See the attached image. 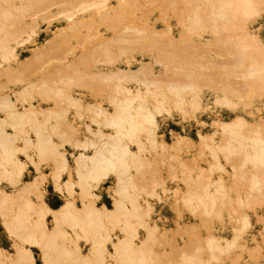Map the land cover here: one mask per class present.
I'll return each instance as SVG.
<instances>
[{
	"label": "bare ground",
	"instance_id": "6f19581e",
	"mask_svg": "<svg viewBox=\"0 0 264 264\" xmlns=\"http://www.w3.org/2000/svg\"><path fill=\"white\" fill-rule=\"evenodd\" d=\"M14 1L0 0V67L9 77L7 81L25 82L19 88L10 87L9 92L0 93V110L5 113L4 117L0 116V218L4 229L14 238L13 252L0 247V264H36L35 245L41 250L42 264H201L202 258L197 251L182 252L174 262L173 253H159L152 248V243L170 231H159L170 223L162 215L169 203L170 190L164 183L155 192L157 178L139 183L131 169L141 173L145 166H150V161L142 156L146 145L152 149H180L192 144L188 136L173 130H170L172 141L166 142L161 125L173 109L183 116L209 109L208 101L202 104L200 83L218 90L214 102L230 109L236 108L239 102L247 104L257 90L264 89V40L249 26V21L260 13V0H143L159 6L165 3L177 10L180 31L175 36L169 23L158 30L157 20L147 18L144 36L130 39L125 34L131 28L121 25L131 18L140 0H35L42 8L26 22L19 21ZM19 1L22 8L27 6L25 2H34ZM38 19L46 21V25L40 27ZM55 22L65 25L53 29L51 26ZM107 30L112 31L114 38H105L106 43H130V47L122 48L119 53L125 52L124 49L131 51L133 46L148 50L151 52L149 62L161 63L171 73L149 79L144 73L148 62L131 68L133 62L138 61L134 56L131 60L130 56L119 58L113 54L108 57V63H119L103 67L93 65V45ZM131 30L140 32L137 28ZM206 30L211 36L204 39L202 33ZM42 33L52 36L39 44L36 38ZM72 39L82 46L77 53L72 49ZM87 40L91 44L88 48L84 45ZM26 42L32 43L31 56L21 60L19 52L27 49ZM213 45L225 50L234 46L232 61L223 64L225 73H214L212 67L216 63L213 60L195 56ZM62 50L63 56L57 58L61 66L42 70L37 79L21 80L14 63H39L44 55ZM196 67L198 72L194 70ZM225 75L236 78L234 87L225 81ZM133 80L138 83L134 87L130 86ZM102 93L109 106L97 98ZM186 94L190 96L186 98ZM34 95L52 100L53 105L44 107L39 100L35 103ZM148 95L154 99L151 107ZM71 108L74 112L68 117L65 114ZM52 118L54 123L49 126ZM81 125H85L97 140L76 138L78 129L82 130ZM211 125L209 132H196L199 142L211 148L219 168L218 152L227 161L235 158L237 163L232 164L229 171L234 185L239 187L244 181L249 192L257 194L251 197L264 203V120L251 121L235 114L228 118L217 116ZM27 126L34 138L28 135ZM6 127L12 131H7ZM50 132L61 142L54 141ZM19 137L23 140L22 146L15 145ZM67 146L71 147L67 149ZM18 154H23L36 171L40 170V161H50L53 185L78 194V198L65 197L62 192L61 203L60 198L49 196L47 189L40 187L41 173L20 184L26 163ZM247 165H251L250 171H246ZM111 176L116 180L118 197L112 207L103 203L97 205V200L102 201L99 190ZM197 177V180H191V176L187 178L192 183L183 201L207 215L218 206H224V184L203 181L205 173L201 170ZM3 181H8L12 189H7ZM16 184L19 186L15 187ZM149 188L151 197L142 203L140 194L147 193ZM33 192L37 201L29 196ZM248 198L238 197L237 203L251 205L253 201ZM56 201L58 207L53 210ZM228 203L231 205V201ZM230 210L233 212L234 206L231 205ZM49 215L53 227L46 222ZM241 220L242 226L235 229L231 239L225 240L224 246L219 244L218 238H207L211 259H219L216 250H228L237 244L250 225L246 215ZM258 220L262 222L261 235L264 237V215ZM137 224L147 231L139 243L134 241ZM64 226L75 232L70 233ZM115 227L124 235L111 236L110 230ZM81 238L89 243L85 252ZM251 240L255 241L251 253L262 257L257 239L251 237ZM108 241L113 251L112 248L107 250Z\"/></svg>",
	"mask_w": 264,
	"mask_h": 264
},
{
	"label": "rangeland",
	"instance_id": "374dc122",
	"mask_svg": "<svg viewBox=\"0 0 264 264\" xmlns=\"http://www.w3.org/2000/svg\"><path fill=\"white\" fill-rule=\"evenodd\" d=\"M19 0H15L14 3L17 4L18 7V18L19 21L23 22L29 21L30 16L39 11L42 8V4H38L34 0V2L27 1L25 2L27 6L20 7ZM112 2H114L112 0ZM140 6L136 7L132 11V16L130 19H127L122 22L121 26L129 25L131 29H139L140 32H136L133 30H129L127 37H141L144 36L146 33V25L145 19L147 18H154L157 20L156 27L158 30H162L167 23L170 24L171 30L175 36L178 35L180 31V26L178 25V16L177 10H174L166 5L162 4L161 6L155 5L156 3H146L143 0H140ZM20 7V8H19ZM260 13L254 17V19L249 21V26L251 30L257 33L262 40H264V0L259 1ZM21 10V12H20ZM39 26L44 27L46 25V21L38 19ZM65 25L63 22H55L51 28H55L56 26ZM20 27V26H19ZM13 28H16L13 26ZM105 36L102 37L101 40H96L93 47L95 48L93 52V65L95 66H109L111 63H108V57L110 55L118 56L119 58H124L127 56L135 57L138 61H134L131 65V68L136 69L138 68L141 63L147 64L145 68V75L147 78H158L161 77L164 73L170 74L171 72L165 70L161 63L157 62H149L151 59V52L148 50H143L142 48L133 46L131 51L124 49L125 52L119 53L122 48L130 47V43H121V42H113V43H106L105 38L113 40V33L111 30H107ZM204 39L210 38L209 31H203ZM24 35V34H23ZM230 35L232 33L230 32ZM52 35L51 33H42L37 36V42L39 44L44 43L48 38ZM113 37V38H112ZM97 42H100L96 45ZM11 43H14L12 41ZM72 49L77 53L79 49H82V46L79 43H76L74 39L71 41ZM85 47L88 48L91 44L89 40L84 43ZM96 45V46H95ZM25 49L23 52H19L20 59H24L27 56H31L30 48H32V43L26 42ZM79 48V49H78ZM106 48V50H105ZM233 51L234 46L231 49L225 50L220 46H207L204 48L199 55H195L200 58L204 59H211L216 63L214 67H212L213 72H221L225 73L226 70L223 68V64H228L233 59ZM63 50L58 53H49L44 55L43 60L39 63H31L25 62L23 64H16V68H18V72H20L21 80L30 79L34 80L41 77V71L44 70H52L53 67L61 66L62 64L58 62L57 58L63 56ZM60 54V55H59ZM29 58V57H28ZM134 59V60H135ZM119 63L116 61L114 64ZM112 64V65H114ZM111 65V66H112ZM199 68H194L195 71H199ZM47 71V72H48ZM142 77L141 75H139ZM9 77L5 76L4 68L0 67V93L3 91L9 92L11 88H19L21 84L20 81H15L14 79L7 81ZM225 81L230 83V87H234V81L236 78L231 76L225 75ZM138 83L136 81H130V86H135ZM201 85V98L202 104L204 101H208V107L205 111L199 110L195 113V115H185L183 116L182 113L178 110L173 109L171 111V115L168 118L163 120L161 125V132L164 134V139L166 142L170 143L172 141L170 130L178 132L180 134L188 136L191 139L192 144L189 146H183L180 149L175 148H156L152 149L149 145H146L142 151V156L147 158L150 161V166H145L141 173H137L134 168L131 171L134 173L135 179L139 183H147L150 178L154 177L157 178L158 185L155 186V192L160 189L165 184H167L168 189L170 190L169 193L171 195L168 196L169 203L164 208L163 216L166 217V220L170 223L162 227L160 229V233L164 230H170L165 235L159 237V239L152 243V248L161 253V252H170L173 253L174 257L173 261H178L179 256L182 252L190 254L194 251H197V254L202 258L201 264H264V237L261 235L262 232V222L258 220V217L264 215V203L255 200L251 197L256 196L255 192H249L247 186L244 181H242V185L236 187L234 185V181L231 177L229 171L232 169V164H236L237 160L232 158L230 161H227L222 153L218 152V161L221 164V168L216 166V161L213 156L212 150L210 147L206 146L199 142L197 137V131L200 132H209L212 129L211 122L213 119L218 117L221 118H228L229 116L235 114L244 115L249 120L260 119L264 120V89L257 90L254 95H252L248 100L247 104L243 102H239L234 109L227 108L226 106L215 103L214 96L218 94V90H215L212 85L200 83ZM78 90V87H74ZM144 88V87H142ZM35 103L39 100L41 105L44 107H49L53 105V101L50 99H42L37 95H34ZM190 94H186L185 97L188 98ZM159 97V96H158ZM230 97L234 100H237V97L234 95H230ZM97 98L102 99L105 105H108V100L106 99L105 94L99 95ZM149 103L148 105L151 107L154 99L148 95L147 97ZM20 107V105H18ZM109 106V105H108ZM62 107H66V105H62ZM187 108V106H186ZM71 112L74 110L68 109L66 112V116L70 117ZM218 114V115H216ZM166 115V114H165ZM0 116L4 117L5 113L0 110ZM160 120V116H158ZM88 123L90 119H86ZM198 120V121H196ZM54 123V119H50L48 125ZM82 130L78 129L77 133L75 134L76 138L78 139H85V137L94 138L92 134L86 129L85 125H81ZM7 131L11 132L12 129L10 127H6ZM26 129L28 130V135L34 138V133L30 130L27 126ZM52 138L56 142H61V139L55 135L54 133L50 132ZM144 140V137L142 136ZM15 145L22 146L23 140L22 138H17L15 141ZM69 149L71 146H67ZM135 147V146H131ZM90 152L91 149H88ZM28 152L32 153V150L29 149ZM18 157L22 159L25 163V169L21 177V183L24 181L31 180L34 176L39 173L42 174V181L40 183V187L47 189V194L49 196L54 195V197H58L59 202H63V193L65 192L66 196H75L78 198V194L70 193V190L67 189H57L53 185V175L52 171L53 168L51 166L50 161L43 160L38 163L40 168L39 171H36L33 167V164L23 156V154H18ZM72 160V158H70ZM185 164L183 167L181 164ZM252 169L251 165L246 166V171H250ZM205 173V177L202 178L203 181H211L217 182L220 181L225 186V205L218 206L213 212L210 214H203L199 209L190 207L187 203L183 201V196L187 191L188 185L192 183L191 180H197V175L199 171ZM65 174H63L62 178H65ZM191 176V180L187 178ZM64 180V179H63ZM4 185L7 186V189H12L13 186L8 185V181H3ZM163 184V185H162ZM19 184H16L15 187H18ZM14 187V188H15ZM214 191V187L211 186L210 188ZM151 189L149 188L147 193L141 192L139 200L143 203L144 200L149 199L148 191ZM102 192V201H96V204H105L108 207L113 206V201L115 198L118 197L116 193V180L113 176H111L106 183L102 184L101 189L99 190ZM63 192V193H62ZM99 192V193H100ZM29 196L34 200L37 201L36 194L29 193ZM238 197H249V200H252L251 205L238 204L237 199ZM231 201V205L234 206V211L231 212L230 204L228 203ZM79 203L80 201L77 200ZM54 207H58L55 205ZM247 216L250 222V225L242 232L241 237L238 239L237 244L231 247L228 250L220 251L216 250V255L218 256V260H213L209 256V250L207 247L206 240L209 236H213L218 238L219 244L221 246L225 245L226 239H231L235 234V229H238L242 226L241 217ZM48 224L50 227H53V220L51 219V215H49ZM187 226H190L189 229ZM64 228L69 231L70 233H74L75 230L73 228L64 226ZM136 236L134 241L139 243L146 237L147 231L141 227L140 225H136ZM187 228V229H186ZM114 230H110L111 236L121 237L124 233L117 227L113 228ZM251 237H255L257 242L260 244V252L262 253V257H257L256 255L252 254V248L255 245V241L251 240ZM83 241V250L88 249L89 243L84 242L83 238L79 239ZM13 242L14 238L11 237L8 232L4 229L2 220L0 218V247L4 248L7 252H13ZM107 250L110 251V248L113 247L111 242L108 241L106 243ZM33 254L35 256L36 264H42V253L41 250L37 245L33 248ZM109 256V254H107ZM13 264V263H8Z\"/></svg>",
	"mask_w": 264,
	"mask_h": 264
},
{
	"label": "crops",
	"instance_id": "0c3cea01",
	"mask_svg": "<svg viewBox=\"0 0 264 264\" xmlns=\"http://www.w3.org/2000/svg\"><path fill=\"white\" fill-rule=\"evenodd\" d=\"M55 205H57V201L54 202V204L52 205V209H53V210H56V209H57V207H54Z\"/></svg>",
	"mask_w": 264,
	"mask_h": 264
}]
</instances>
